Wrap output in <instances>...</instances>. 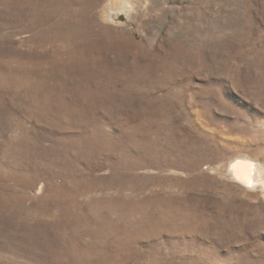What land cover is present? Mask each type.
Returning a JSON list of instances; mask_svg holds the SVG:
<instances>
[{
    "label": "rangeland",
    "instance_id": "obj_1",
    "mask_svg": "<svg viewBox=\"0 0 264 264\" xmlns=\"http://www.w3.org/2000/svg\"><path fill=\"white\" fill-rule=\"evenodd\" d=\"M132 1L0 0V264H264V0Z\"/></svg>",
    "mask_w": 264,
    "mask_h": 264
},
{
    "label": "bare ground",
    "instance_id": "obj_2",
    "mask_svg": "<svg viewBox=\"0 0 264 264\" xmlns=\"http://www.w3.org/2000/svg\"><path fill=\"white\" fill-rule=\"evenodd\" d=\"M132 0H113V8L119 9L121 7H132ZM258 168L252 163L243 160H235L230 170L235 180L239 183L244 184L250 188H256L259 183L263 180L259 178V171ZM264 182V181H263Z\"/></svg>",
    "mask_w": 264,
    "mask_h": 264
}]
</instances>
